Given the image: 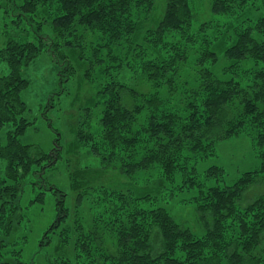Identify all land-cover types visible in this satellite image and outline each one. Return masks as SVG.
Here are the masks:
<instances>
[{"label":"trees","instance_id":"obj_1","mask_svg":"<svg viewBox=\"0 0 264 264\" xmlns=\"http://www.w3.org/2000/svg\"><path fill=\"white\" fill-rule=\"evenodd\" d=\"M12 2L21 12L16 24H28L23 29L26 36L0 49V64L8 70L0 78V132L7 134L0 146V159L7 161L6 176L0 179V264H25L14 248L12 258L3 253L10 247L5 240L10 231L7 224L25 218L18 217L19 207L36 210L44 204L43 196L52 193L60 197L53 229H59L67 215L66 196L56 189L39 191L31 185L34 198L25 208L19 203L26 189L21 182L35 176L38 165L52 167L59 157L38 155L39 148L21 142L33 125L24 117L26 105L21 99L29 85L24 68L46 53L62 71L68 59L61 53L77 52L81 46L85 50L89 33L100 39L93 56L142 43V53L156 57L144 60L143 70L158 86L165 80L173 95L191 52H198L200 58L199 87L187 92V106L182 110L157 97L138 101L134 89L123 84L106 92L110 105L103 119L105 135L91 133L86 138L93 152L103 155L102 162L115 164L129 182L103 190L105 210L89 231L91 236L104 237L107 227L115 234L116 251L101 257L102 264H264V194L245 202L250 190L264 185V15L256 27L235 34L216 31L211 37L208 32L214 27L210 24L193 29L196 15L191 0H167L164 18L153 27L148 20L157 0ZM251 5L264 8V0H213L212 11L232 14ZM25 16L38 20L37 28ZM171 37L179 41L171 42ZM220 63L226 65L223 71ZM144 114L146 120L139 124ZM236 139L248 140L258 166L235 181L222 166L205 170L203 164L216 157V145ZM156 169L154 176L139 182V173ZM94 174L98 178L105 171ZM75 176V190L90 187L82 181L81 171ZM179 193L196 194L185 202L197 209L195 229L179 222L163 205ZM66 235L64 241L69 242ZM85 246L82 249L87 252Z\"/></svg>","mask_w":264,"mask_h":264},{"label":"rangeland","instance_id":"obj_2","mask_svg":"<svg viewBox=\"0 0 264 264\" xmlns=\"http://www.w3.org/2000/svg\"><path fill=\"white\" fill-rule=\"evenodd\" d=\"M166 2L167 0H157L156 9L149 14L148 26H156L164 18ZM191 2L196 15L193 29L197 30L202 24H210L212 29L214 27L212 32H208L211 37L216 31L235 34L241 29L250 28L251 25L256 27L258 20L264 15L262 5L258 8L251 5L232 14L214 15L213 0ZM0 5V49H3L10 40H21L26 36L23 29L28 23L22 25L19 22V26L16 24L21 12L16 10L18 4L13 6L12 0H0ZM145 18L146 16L141 19ZM24 19L37 28L38 20L26 16ZM170 40L176 43L179 38L171 37ZM86 42L88 43L85 50L81 46L77 52L65 50L61 53L68 59L67 67L63 64L62 71L46 53L40 54L24 68V77L29 85L22 91L21 99L26 105L24 117L33 122V125L21 137V142L39 148L38 155L45 153L53 155L52 158L59 157L54 160L52 167L38 165L35 167L37 174L21 182L26 189L20 195L19 203L21 202L23 208L29 205L36 194L35 192L33 195L31 190V185H34L39 191L45 190L46 187L48 191L56 189L59 194L66 196L67 209L65 223L61 224L59 229H53V223L60 214L57 204L60 197L58 200L52 193L42 195L44 204H40L36 210H23L19 207L18 217L22 215L25 218L20 223L15 218L14 223L7 224L10 231L9 238L5 240L10 247L5 248L3 253L5 257L12 258L14 248L15 254L17 253L25 264H102L101 257L116 251L115 234L113 231L109 232V228L105 227L104 234L107 235L104 237L99 233L97 236H91L89 233L95 227L98 215L105 210L103 190L122 188L123 184L129 182L127 176L115 164L106 165L102 162L103 155L95 154L86 138L91 133L99 135L100 138L105 135L103 119L110 105V97L106 92L118 84H123L134 89L138 101L144 102L147 98L157 97L174 109L182 110L187 106V92L198 88L200 84L197 76L200 69L198 52H191L187 67L174 86L177 93L173 95L165 80L158 86L143 70L144 60L156 57H152L150 52L145 56L142 53V43L133 47L123 45L114 53L109 50L93 56L100 39L89 33L86 34ZM219 68L223 71L226 65L220 63ZM108 69L110 72H105ZM7 73L6 64L1 63L0 78ZM145 120L144 114L140 117L139 124ZM95 131L99 134H95ZM6 137L5 130L0 132V146L5 144ZM214 166L224 167L232 181H235L244 172L255 169L258 161L248 140L236 139L216 145V157L203 164L205 170ZM6 167L7 161L0 159V179L6 176ZM100 170H104L105 175L97 178L94 173ZM77 171H81L85 176L84 180H80L90 186L80 192L75 190L74 179ZM157 171L158 169L139 173L142 176L139 177V182H144L150 175L154 176ZM43 172L47 183L41 179ZM230 176L228 183L231 181ZM260 194H264V185L250 190L245 202H251ZM195 195L179 193L177 198L171 197L167 205L163 204L179 222L192 229L196 228L198 212L193 204L185 202H190ZM67 232L69 242L67 239L64 241V237L68 238ZM98 236L101 238L96 240ZM84 244L88 247L85 246L87 252L82 249ZM88 249H91L90 252Z\"/></svg>","mask_w":264,"mask_h":264}]
</instances>
